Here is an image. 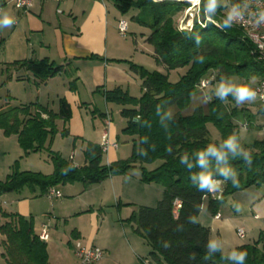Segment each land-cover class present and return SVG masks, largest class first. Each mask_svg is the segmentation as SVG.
<instances>
[{
    "label": "trees",
    "instance_id": "trees-1",
    "mask_svg": "<svg viewBox=\"0 0 264 264\" xmlns=\"http://www.w3.org/2000/svg\"><path fill=\"white\" fill-rule=\"evenodd\" d=\"M111 1L122 16L131 8L147 11L152 24L146 41L153 46L155 62L166 71L186 68L185 73L172 83L162 72H149L132 64L131 70L142 81L141 95L131 96L121 88L104 92L108 104L120 107V115L125 119L122 132L132 141L130 158L109 165L102 164L99 144L86 143L85 165L81 167L46 147L57 134L55 121L61 119L66 123L71 118V108L64 99L55 113L38 103L20 104L6 96L0 104V130L5 136L17 137L24 155L46 150L53 172L44 175L19 171L15 164L5 180H0V195L23 188L46 193L51 187L74 182L92 185L137 168L142 182L163 190L156 207L141 206L133 217L136 232L151 248L148 264H239L226 258L216 243L211 247V231L200 225L197 217L205 200L207 209L215 214L226 196L264 186V139H255L250 144L241 142L239 122L249 125L254 115L248 107L239 108L234 104L230 108V103H234L230 95L222 100L209 91L207 98H211L204 106L196 108L191 115L182 112L189 107L191 97L200 91L197 85L201 79L212 73L216 74L213 82L231 77L245 81L257 78L264 82V60L258 58L253 45L237 27H216L209 23L205 27L194 24L191 30H179L173 18L188 5L185 2ZM210 5L213 6L210 8ZM222 9L221 0H201L202 12L207 10L216 16ZM9 67L31 73L40 84L63 70L62 65L47 58L16 61ZM9 79L8 76L6 80ZM257 112L264 113V108ZM209 124L218 131V140L211 138ZM231 135L236 136L242 151L235 156L229 153L228 159L219 166L230 167L235 176H223L214 156H209L207 167L199 164V151L209 144L219 147ZM185 156L187 159H182ZM206 171H211L213 178L222 183L220 200L212 198L207 187L200 186L199 175ZM175 201L180 202L179 208ZM6 216V222L0 225L6 264H50L47 243L40 239L31 220L15 213ZM237 250L247 253L243 264H264V236Z\"/></svg>",
    "mask_w": 264,
    "mask_h": 264
},
{
    "label": "crops",
    "instance_id": "crops-1",
    "mask_svg": "<svg viewBox=\"0 0 264 264\" xmlns=\"http://www.w3.org/2000/svg\"><path fill=\"white\" fill-rule=\"evenodd\" d=\"M9 1L0 0V15L7 12L15 19V23L10 26H0V73L1 84L4 83L8 89L6 96L20 104L38 103L55 113L59 110L60 100L64 99L71 108V118L66 123L61 119L55 121L56 135L61 136L62 148L52 150V141L46 147L73 165L84 166L83 151L87 142L100 145L103 134L107 132L109 138L118 143L114 114L123 123L121 129L125 127L120 107L108 104L104 92L115 88L128 93L134 87L141 89V79L131 70L132 64L145 69L141 62L134 59L132 51L138 39L134 35L132 44L128 36L121 37L118 34L117 22L124 16L111 0H65L62 3L34 0L26 14L18 12ZM129 29L128 24V32ZM43 58L62 65L63 70L42 84L31 73L9 67L16 61ZM4 74L6 78L10 77L6 82ZM67 146V151H70L68 158L63 156ZM108 152L106 165L122 160L117 149ZM136 170L135 175L128 173L106 178L98 185L105 191L103 198L111 193L114 199L120 196L131 201L133 196L142 195L144 198L138 203L143 206H152L160 200L162 188L142 182L139 170ZM83 186L92 190L89 185ZM258 188L255 187L253 198L246 204V213L237 215V203L229 209L224 201L218 211L212 214L205 200L197 217V222L210 229L211 240L219 245L223 255L230 260L236 261L230 254L238 252V247L264 236V192ZM144 199H150V202ZM217 213L220 214L218 219L215 218ZM239 227L246 232L244 239L236 235ZM35 231L40 233L41 228ZM76 235L80 236V232Z\"/></svg>",
    "mask_w": 264,
    "mask_h": 264
},
{
    "label": "rangeland",
    "instance_id": "rangeland-1",
    "mask_svg": "<svg viewBox=\"0 0 264 264\" xmlns=\"http://www.w3.org/2000/svg\"><path fill=\"white\" fill-rule=\"evenodd\" d=\"M187 6H184L174 15L173 19L177 27L184 20ZM123 16L130 26L127 34L128 39L132 42L134 35L138 39L136 45L132 42V51L135 54V58H133L141 62L149 72H162L168 75L170 82H177L185 73L186 68L166 71L155 62L153 46L145 41L151 33L152 18L150 14L147 11L131 8ZM142 34L144 39H142ZM1 78L0 73V104L4 102L8 90L4 83L1 84ZM223 82L235 85L248 84L253 88L260 81L257 78L245 81L238 77H231ZM220 83L213 82L203 92L197 91L191 97L189 107L182 114L191 115L196 108L204 106L208 101L207 93L213 91L215 95L216 88ZM140 92L139 87H134L130 89L129 94L139 97ZM229 95L233 98L231 94ZM233 100L234 103H230V108L234 104L237 105L234 98ZM237 106L239 108H250L254 115L250 121L249 129L239 131L241 142L250 144L255 139H264V130H262L264 129V113L257 112V109L264 107L252 103L250 100H246ZM114 119L118 127L119 147L117 152L120 156L119 159L126 160L130 158L132 153V141L130 137L122 132L123 123L121 124L117 114H114ZM208 129L211 138L218 140V131L211 124L208 125ZM60 137L54 136L52 150L62 148ZM65 150L63 156L68 158L70 152L67 151L68 146ZM107 153L109 152L103 154L104 165L107 164ZM47 155L45 150L24 155L17 137L15 135L5 136L0 130V180H5L15 164L19 171L39 172L44 175L51 174L53 166ZM76 161L79 162L77 159ZM135 173H137L136 168L129 171L130 175H135ZM102 182L92 184V186L89 185L88 187H92V190L86 189L83 183L79 182L59 185L57 189L60 190L63 197L62 199L52 200L53 202L46 197V193H42L39 189L33 192L28 188H23L19 192L4 193L0 195V225L6 222L7 214L15 213L31 220L34 229L39 230L42 226H46L48 228L46 247L50 264H81L73 249L77 243H81L83 246L94 244L102 249L104 256L96 264H148L151 248L146 240L136 232V224L133 221V217L137 214L139 208L143 206L138 203V200L144 197L142 195L141 197L133 196L134 199L127 201L123 197L120 198V196L114 199L112 194L109 193L108 196L103 198L102 195L105 191L98 186ZM154 187L160 188L157 185ZM258 189H260V192H264V186ZM254 193L255 187H250L226 196L225 201L229 209L230 206H236L235 203H237L235 213L240 215L248 212V205L246 204L253 198ZM144 200L150 202V199ZM158 201L154 205L146 207L154 208L157 206ZM77 232H80V236L76 235ZM2 240L3 237L0 234V264H6L1 245Z\"/></svg>",
    "mask_w": 264,
    "mask_h": 264
},
{
    "label": "built area",
    "instance_id": "built-area-1",
    "mask_svg": "<svg viewBox=\"0 0 264 264\" xmlns=\"http://www.w3.org/2000/svg\"><path fill=\"white\" fill-rule=\"evenodd\" d=\"M56 3H62L65 0H52ZM154 2H161L164 0H152ZM176 2H185L188 4L185 10V17L182 21V24L179 26V30H191L194 24H198L202 27H205L207 24L211 23L216 27H221L223 20L225 19L227 12L233 6H239L243 11V20L234 21L232 24L224 25L229 27H237L242 30L244 37L253 45L258 58L264 60V22H261L259 25L255 24V17L259 16L260 10H264V0H241L239 3H233L231 0H224L222 4V13L213 16L207 10L201 11V0H170ZM11 5L22 14H26L30 11L34 0H10ZM186 21V22H184ZM117 31L121 37H126L128 34V22L124 18H120L117 22ZM215 80V73L204 77L201 79L197 85V89L204 91L212 85ZM254 90L257 92V97L255 99H250L252 103H255L259 106L264 107V82H258L254 87ZM108 123V122H107ZM239 127L242 130H248L249 125L247 122H239ZM264 130V129H262ZM100 148L104 153L108 152L110 149H118L119 145L117 142L112 141L107 132H105L101 138ZM209 194L212 198L220 200L222 197V183H220L215 192L209 191ZM46 197L52 201L53 199L62 198L61 192L55 188L51 187L46 192ZM175 206L180 207V202L175 201ZM220 214L217 213L215 218L218 219ZM236 235L240 239L246 237V232L243 228L239 227L236 229ZM39 237L43 241L48 239V228L42 226L39 233ZM75 255L79 259L81 264H96L99 262L104 253L102 249L97 246H83L81 243H77L73 247Z\"/></svg>",
    "mask_w": 264,
    "mask_h": 264
},
{
    "label": "clouds",
    "instance_id": "clouds-1",
    "mask_svg": "<svg viewBox=\"0 0 264 264\" xmlns=\"http://www.w3.org/2000/svg\"><path fill=\"white\" fill-rule=\"evenodd\" d=\"M213 5H210L211 8ZM2 11V10H0ZM243 9L239 6H233L228 12L223 20L224 25L232 24L234 21H242L243 20ZM261 22H264V10H260L259 16L255 17V24L259 25ZM15 23V19L7 12H3L0 15V26H10ZM231 94L235 99L237 105H241L244 101L255 99L257 97V92L248 84H239L235 85L232 83L221 82L215 91V95L219 96L222 100H227L228 95ZM211 97H208L210 99ZM264 99V97H261ZM242 149L237 143V139L235 135H231L225 140L219 147L215 144H209L205 150L199 151L198 153V162L201 166L207 167L209 156H214L218 162V171L225 177L235 176V172L228 166H219L220 162L226 161L228 159L229 153L235 156L238 152H241ZM247 155V153H244ZM182 159H187V157H183ZM250 160V158H249ZM200 186L207 187L209 191L215 192L218 185L221 181L213 178V173L211 171L202 172L199 175ZM236 181H234L235 183ZM215 241L212 243L211 247H215ZM231 258L238 261L239 264H243V261L246 258V252H236L233 251L231 254Z\"/></svg>",
    "mask_w": 264,
    "mask_h": 264
},
{
    "label": "bare ground",
    "instance_id": "bare-ground-1",
    "mask_svg": "<svg viewBox=\"0 0 264 264\" xmlns=\"http://www.w3.org/2000/svg\"><path fill=\"white\" fill-rule=\"evenodd\" d=\"M188 1H190V0H188Z\"/></svg>",
    "mask_w": 264,
    "mask_h": 264
}]
</instances>
